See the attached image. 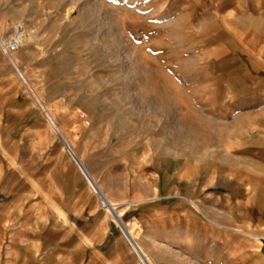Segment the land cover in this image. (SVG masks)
<instances>
[{
	"label": "rangeland",
	"instance_id": "obj_1",
	"mask_svg": "<svg viewBox=\"0 0 264 264\" xmlns=\"http://www.w3.org/2000/svg\"><path fill=\"white\" fill-rule=\"evenodd\" d=\"M18 22L33 40L11 53L23 80L0 53V264L29 226L48 264H143L128 223L154 264H264V240L207 221L250 225L205 210L197 178L229 154L231 114L264 133V0H0V38Z\"/></svg>",
	"mask_w": 264,
	"mask_h": 264
},
{
	"label": "crops",
	"instance_id": "obj_2",
	"mask_svg": "<svg viewBox=\"0 0 264 264\" xmlns=\"http://www.w3.org/2000/svg\"><path fill=\"white\" fill-rule=\"evenodd\" d=\"M257 78H260V76H257ZM230 117V119L225 120V124H222L221 127L233 130L229 131L228 137H221L224 139L220 141L227 145L226 147L230 146L228 148L229 154L220 153L218 170H215L212 179L209 174L212 165L201 168V171L197 173V178L203 179L205 184L210 180V185L205 188V191H208L207 193L213 196V200L212 204L211 202L205 204V210L211 209L212 212L217 213V216L219 215L223 220L229 222L237 224L248 222L250 225H264V215L263 217L261 216V209L264 207V133L256 131L254 135L252 131L255 130L253 128L260 125H254L253 121L248 120V117L241 124H239L238 117L234 119L232 114ZM261 127H264V125H261ZM238 128L244 129L241 131L240 137L237 136ZM224 158L229 159V161L223 160ZM241 159L245 161V164L247 162H256L262 168L263 174L251 176L248 173H239L237 165ZM211 187L213 189L207 190ZM165 190L168 195H172L168 192L170 189L166 188ZM189 192L190 188L186 194H189ZM0 203H2L0 207L1 217L6 207L5 200H1ZM180 208V212L186 211L184 204ZM177 211H171L170 217L177 218L178 216L175 213ZM183 223L189 226V220L183 221ZM250 225L243 228L250 227ZM199 229L203 231L202 226ZM26 234L31 236V243H26L24 247L17 246L14 260L21 257L20 264H48V257L43 258L39 255V247L37 244L32 243V241L37 240V234L30 230ZM260 256L264 260V253L261 252Z\"/></svg>",
	"mask_w": 264,
	"mask_h": 264
},
{
	"label": "bare ground",
	"instance_id": "obj_3",
	"mask_svg": "<svg viewBox=\"0 0 264 264\" xmlns=\"http://www.w3.org/2000/svg\"><path fill=\"white\" fill-rule=\"evenodd\" d=\"M21 25H22V23H17V25L16 26H14V30H15V34H13V35H10L9 36V38H8V41L9 40H13V41H15L16 42V44H17V46L19 45H21V44H25L27 41H30L31 39H32V37H33V35L31 34V33H29V32H27V31H23V30H20V27H21ZM22 29V28H21ZM33 40V39H32ZM12 61H13V64L15 65V68L17 69V67H16V62H15V60L14 59H12ZM11 66V65H10ZM13 68V67H12ZM17 71H18V69H17ZM18 73H19V71H18ZM21 75V74H20ZM21 78H22V76H21ZM22 80H23V78H22ZM52 126H53V124H52ZM85 173V176H86V178H87V173L86 172H84ZM88 177H90V176H88ZM91 179H92V177H91ZM91 183V182H90ZM93 184V183H92ZM95 185V184H94ZM92 188H94V187H92ZM95 190L94 191H96V193H97V195H99L100 197H101V199H102V201L107 205V206H109V208L111 207V209H115L116 207H115V203H112V201L109 199V198H107V197H103V196H101L100 195V191H98L97 190V188H94ZM189 202H190V204H191V206H192V208L195 210V211H197L198 213H201V211L199 210V208L195 205V204H193V202L191 201V200H189ZM52 206V205H51ZM115 207V208H114ZM55 209V208H54ZM56 210V213H58V211H57V209H55ZM16 212L17 213H19L20 212V210L17 208V210H16ZM119 212V216L120 215H122V210H120V211H118ZM60 214V213H59ZM117 215V216H118ZM205 218H207L206 216H204ZM207 221H209L210 223H212V224H214V225H216L217 227H219V228H222V229H224V230H226L227 232H234L235 234H242V235H245V236H247V237H249V238H252L253 240H255V241H261V240H264V234L263 235H257V234H252V233H250V232H248L247 230L250 228V227H247V228H238V227H230V226H226V225H222V224H217V223H215L213 220H209L208 218H207ZM132 225H133V223H132ZM130 226H131V223H128V224H126V226L124 227V229H125V232L127 233V235L129 236V238L128 239H130L131 241H132V243H133V246L135 247V250H136V252H137V255H138V257H139V260L143 263V264H154V262H153V260L151 259V257L145 252V250L139 245V244H137V242L135 241V238H136V228H133V229H131L130 228ZM21 228V226L17 229V231L15 232V236H14V238H13V241H14V243H16L17 241H18V239L20 238V236H21V231L19 230ZM26 229V232H29V230L32 232V230H33V233H39V232H37V230L33 227V226H29V227H26L25 228ZM136 233V234H135ZM42 234H44V233H42ZM45 235V237H47V235H50V233L48 232V233H45L44 234ZM50 237V236H49ZM18 244H19V242H18ZM132 245V244H131ZM133 247V248H134ZM259 248V247H258ZM47 261V260H46Z\"/></svg>",
	"mask_w": 264,
	"mask_h": 264
},
{
	"label": "built area",
	"instance_id": "obj_4",
	"mask_svg": "<svg viewBox=\"0 0 264 264\" xmlns=\"http://www.w3.org/2000/svg\"><path fill=\"white\" fill-rule=\"evenodd\" d=\"M17 48V44L15 41L13 40H9V41H5L2 40L0 38V53L2 54V56L6 59V61L13 67V69L15 70L16 74L18 75V77L21 78L20 73H18L17 69L15 68V65L13 64L12 61V55L11 53ZM66 148L68 149V151L70 152V149L66 146ZM71 155V154H70ZM72 157V155H71Z\"/></svg>",
	"mask_w": 264,
	"mask_h": 264
}]
</instances>
